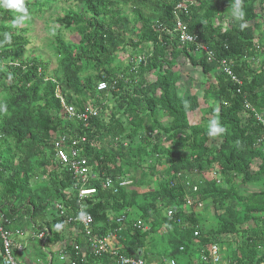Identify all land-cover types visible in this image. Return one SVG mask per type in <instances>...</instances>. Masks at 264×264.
Masks as SVG:
<instances>
[{"label": "trees", "instance_id": "trees-1", "mask_svg": "<svg viewBox=\"0 0 264 264\" xmlns=\"http://www.w3.org/2000/svg\"><path fill=\"white\" fill-rule=\"evenodd\" d=\"M70 1L81 4L84 12L69 10L56 21L64 29H78L79 41L67 46L56 35L59 76L52 77L47 76L48 63L39 57L15 60L27 41L7 25L18 19L11 14L16 10L0 7V224L4 230L16 237L27 230L47 229L44 245L59 243L60 247L55 253L46 252V264H52L54 255L61 252L68 254L67 264H116L106 254L91 253L79 224H65L67 217L78 212L76 180L56 161L51 141L54 135L66 134L86 138L79 154L97 177L87 184L96 193L82 200L83 213L93 218V231L105 235L116 229L115 216L131 212L136 216L120 232L124 255H139L148 262H161L165 256L198 264L200 251L217 244L231 247L225 256L228 260L239 264L261 260L264 126L254 113L264 118V0H190L186 14L180 15L188 32L209 46L214 54L211 61L198 55L193 45L181 46L176 33L167 32L173 29L172 11L180 0H122L141 18V34L127 44L144 61L133 70L134 56L118 73L109 68L125 52L120 25L126 19L118 4L114 0ZM25 5L28 13L40 12L44 6L36 1H25ZM144 9L153 19L142 18ZM228 10L236 15L227 25H212L213 17ZM148 44V54H141L139 47ZM221 59L232 61L240 86L220 71ZM179 60L211 78L201 97L177 89ZM89 69L94 74H86ZM102 79L109 87L98 92L96 83ZM57 88L67 103L82 108L91 100L106 118L92 117L85 123L68 119L55 96ZM108 100L114 102L111 111ZM244 100L254 113L242 118ZM159 112L166 119L163 125ZM198 113L197 120L193 115ZM214 117L226 131L209 136V121ZM254 160L257 169L251 171ZM214 170L219 182L212 176ZM106 177L114 182L118 177L128 179L131 185L113 193L103 188ZM150 178H154L153 187L145 192L131 188L146 186ZM248 183L262 189L243 197L239 186ZM186 196L194 203L211 202L216 221L212 228L200 225L197 215L185 207ZM56 205L63 211L61 216ZM156 242L162 255L157 258L145 249L153 245L149 249L158 251L153 249ZM72 243L80 250L75 251Z\"/></svg>", "mask_w": 264, "mask_h": 264}, {"label": "built area", "instance_id": "built-area-1", "mask_svg": "<svg viewBox=\"0 0 264 264\" xmlns=\"http://www.w3.org/2000/svg\"><path fill=\"white\" fill-rule=\"evenodd\" d=\"M190 0H180L178 1L173 8V17H174V26L173 29L167 32L176 33L180 45H193L195 50L199 53L204 54L207 57L208 61L214 59L213 52L209 49V46L203 41L199 40L197 34L188 32L186 23L183 21L180 13L186 14L187 8L191 5ZM144 61L143 55H138L134 58L133 70L138 69L139 64ZM10 65H18L16 62H11ZM219 69L224 73L230 80L240 86L241 81L233 73L232 70V61L227 59H221L219 61ZM109 85L107 82L102 79L96 83V91L102 92L107 90ZM239 93V89H237ZM55 96L59 98L60 106L63 108L67 114L68 119H77L80 122H88L92 117H99L100 119H105L106 114L100 110L99 107L95 106L91 100H86L82 108H77L74 104L67 103L64 97L61 95L59 88L55 91ZM254 113V108L244 100L242 105L241 117L245 118L249 116L250 113ZM254 118L264 126V118L260 113H254ZM85 137H76V136H66V134L54 135L51 145L54 151V157L56 161L61 164L62 167L66 168L71 172L73 177L76 180L75 190L77 191L78 198V212L71 217L65 219V224H79L80 232L90 243V251L94 256L101 257L104 254L108 255L111 258L116 260V264H185L176 262L174 259H165L161 262H148L146 259L142 258L139 255H124L122 253L123 249V240L120 232L125 230L128 226L133 223V219H130L129 216L117 215L115 216V223L117 225L116 229L112 232L106 233L105 235H98L93 231V218L90 214L83 213L82 211V200L86 197H90L96 193L94 187L88 186V182L92 179H96V174H94L87 163V160L80 156L79 145L82 142H85ZM125 145V143H124ZM212 176L216 177V182H219L218 173L216 170L212 172ZM131 184V181L123 178H116L115 182L110 178L106 177L102 181L103 188L111 190L113 193H116L119 188L128 187ZM197 190L196 187H193V192ZM203 201H194L191 197H185V207L190 208L191 206L195 208H201ZM56 210L59 211V215L63 214L61 207L56 205ZM170 213H168L169 215ZM2 216H0V220ZM138 223L134 224L136 226ZM139 227V226H138ZM146 229V228H143ZM32 233V232H31ZM198 231H194V235H198ZM48 230L40 229L37 232L32 233L33 241H37L41 245V249H45L44 242L47 238ZM24 233H19L18 236L21 237ZM17 237V236H16ZM14 236L7 233L3 226L0 224V262L1 264H24L19 261L16 257L17 253L24 251L26 240L23 242H17ZM30 239V238H29ZM59 244V243H58ZM73 249L79 251V245L72 243ZM59 248V247H58ZM224 248H220L217 244H211L208 247H204L199 257L198 264H239L238 262L228 260L225 258L223 253ZM182 250V247L180 248ZM64 258H68V254L65 252L58 253V260L63 261ZM69 259V258H68ZM253 264H264V257L258 262H253Z\"/></svg>", "mask_w": 264, "mask_h": 264}, {"label": "rangeland", "instance_id": "rangeland-1", "mask_svg": "<svg viewBox=\"0 0 264 264\" xmlns=\"http://www.w3.org/2000/svg\"><path fill=\"white\" fill-rule=\"evenodd\" d=\"M29 2H37L39 4H44V6L41 8L40 12L37 11H31L28 13V15L19 23L14 24L13 21H10L7 23V25L14 31L19 32L22 35V38L27 41V44L22 46L21 52L16 55L15 60L18 61H27L33 57H39L43 62L48 63L47 68V76L52 77L54 75L59 76L58 70V60L60 57L56 54V48H55V39L56 35H59L65 42L67 46L74 47L78 41H79V30L77 29H64L59 26V24L56 21L57 17L62 16L63 14L67 13L69 10L75 11V12H84V8L81 4L70 1V0H25ZM116 1V4L119 6V13L121 16H124L126 19L121 25L120 30L125 32V37L123 38V43L125 45L124 50L125 52L119 53L117 55V58L115 61L109 66V68L115 72L118 73L122 69H124L127 64L129 63L131 58H134L136 56V52H133L132 46H129L127 42L130 39H138V36L141 34L140 31V21L141 18L136 17L135 13L132 11V5L131 4H124L122 0H114ZM6 10L5 8H3ZM11 11V10H9ZM12 12V11H11ZM10 12V13H11ZM2 12L0 11V14ZM15 16V18H18L20 16H23V13L19 12H13L11 13ZM235 12L232 10L225 11L220 17L215 16L211 19L212 25H227L228 20L233 19L235 17ZM143 19L151 20L153 19L152 16L149 14L148 11L145 9L143 10ZM149 44L147 46L139 47L141 48L139 51L141 54H148L149 52ZM200 55V53H198ZM260 62V61H259ZM259 62H255L252 64L253 68H256L259 65ZM175 68L178 72V82H177V89L181 91V93L188 91L189 93L195 94L199 97H201L202 93L204 92L205 88L208 85V80H211V78H207V76H204L201 72L199 67H193L187 62H182V60H179ZM86 74H94L92 70L89 69V71ZM211 77V75H210ZM95 84V82H94ZM108 109L111 111L113 110L114 102L112 100H108ZM204 108V104L201 103ZM112 107V108H111ZM119 114V113H118ZM195 119L198 120L200 118V114L198 113ZM123 120V119H122ZM158 121L162 125L166 123L165 116L159 112L158 114ZM258 161L254 160L251 164V171H255L257 168ZM37 180V178L35 179ZM39 180V179H38ZM41 180V179H40ZM43 181V180H41ZM154 184V178H150L149 183L144 187H137V185H132L131 188H133L135 191L142 193L145 192L147 189H150L153 187ZM131 185V184H130ZM128 185V187H130ZM261 186L257 185L255 183H248V184H241L239 186V194L243 197L248 196L252 192H256L261 190ZM190 209L193 211L194 214L197 215L200 225L204 224L207 229L212 228L214 226L215 216H214V206L211 204L210 201H206L203 203L201 208H195L193 206L190 207ZM161 214H165V211L162 209ZM130 219H135V214L130 213L129 215ZM264 218V213L262 214ZM216 222V221H215ZM162 232V231H161ZM32 236V233L27 230L24 232V235H22L20 238L17 236L15 240L17 242L23 240H26L27 245H25L24 251L21 253H17L16 257L19 261H21L24 264H46L47 259L46 252L51 251L55 253L56 249L58 248L59 244H55L52 246H45V249H41V245L38 244L37 241H31L29 238ZM155 238L159 239V235L156 234L154 236ZM29 239V240H28ZM34 242V243H33ZM24 243V242H23ZM157 243V242H156ZM153 247V245H149L145 249L149 251V254L154 256L155 258L160 257L161 249L159 246V242L157 243L156 247L153 249L158 251H151L149 248ZM144 250V249H142ZM232 251L231 247H225L223 249L224 255L230 254ZM157 254H156V253ZM160 255V256H158ZM165 256H162V260L168 259L165 258ZM68 258H64L63 261L58 260V254L54 255V260L52 264H67ZM180 262H183V260H180Z\"/></svg>", "mask_w": 264, "mask_h": 264}, {"label": "clouds", "instance_id": "clouds-1", "mask_svg": "<svg viewBox=\"0 0 264 264\" xmlns=\"http://www.w3.org/2000/svg\"><path fill=\"white\" fill-rule=\"evenodd\" d=\"M0 7L7 9H15L19 13H23V16L18 17L14 24L21 22L28 15V8L25 5V0H0ZM237 8H239V3L237 4ZM240 17H242V13H240ZM10 38V37H9ZM226 131V129L221 125L218 118H213L209 121L208 125V135L216 136L222 134Z\"/></svg>", "mask_w": 264, "mask_h": 264}, {"label": "crops", "instance_id": "crops-1", "mask_svg": "<svg viewBox=\"0 0 264 264\" xmlns=\"http://www.w3.org/2000/svg\"><path fill=\"white\" fill-rule=\"evenodd\" d=\"M20 238V237H19ZM24 238H22V240L20 241V242H23L24 240H23ZM29 240V239H28ZM31 240V239H30ZM28 243V242H27ZM27 243H26V245H27ZM34 243V242H33ZM58 247H60V244H59V246ZM58 249V248H57ZM56 249V250H57Z\"/></svg>", "mask_w": 264, "mask_h": 264}]
</instances>
